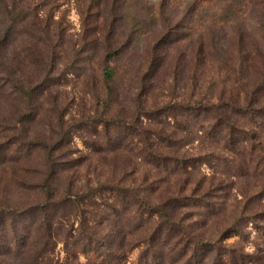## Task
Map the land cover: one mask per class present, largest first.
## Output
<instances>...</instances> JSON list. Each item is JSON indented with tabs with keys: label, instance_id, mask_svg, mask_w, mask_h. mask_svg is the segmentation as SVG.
<instances>
[{
	"label": "rangeland",
	"instance_id": "rangeland-1",
	"mask_svg": "<svg viewBox=\"0 0 264 264\" xmlns=\"http://www.w3.org/2000/svg\"><path fill=\"white\" fill-rule=\"evenodd\" d=\"M32 3L37 7L30 12ZM23 8L38 20L28 16L4 50L0 215L43 203L41 188L47 186L50 170L47 151L28 154L22 146L14 153L5 151L8 139L3 137L15 128L19 141L64 146L54 155L73 164L56 187L69 183L75 192L93 196L100 185L127 186L152 204L194 191L220 208L216 213L179 210L198 222L196 233L215 242L236 225L244 237L224 246L237 250L233 252L246 264H264V182L244 168V156L225 146L224 128L210 135L212 115L203 120L187 109L241 101L244 91L264 80V0H27ZM4 29L0 22V36ZM105 69L114 73L111 91ZM45 81L52 83L50 88L42 86ZM252 123L245 118L238 125L255 131L264 146V116L257 121L262 127ZM131 132L126 142L115 145L117 137ZM143 133L156 154L200 160L157 167L148 162ZM158 133L175 141L163 143ZM105 197L113 201L110 194ZM92 201L83 208L93 213L96 207L98 218L86 214L82 225L76 215L68 226H57L53 252L43 262H35V247L43 246L35 238L16 264H88L79 249L80 231L97 229L103 210L98 199ZM121 224L127 238L120 264H139L145 251L137 244L151 226L129 234L125 220ZM196 254L215 257L207 251Z\"/></svg>",
	"mask_w": 264,
	"mask_h": 264
},
{
	"label": "trees",
	"instance_id": "trees-1",
	"mask_svg": "<svg viewBox=\"0 0 264 264\" xmlns=\"http://www.w3.org/2000/svg\"><path fill=\"white\" fill-rule=\"evenodd\" d=\"M24 1L27 0H0V22L5 26L4 34L0 36V71L6 70L4 50L12 41V36L17 33L19 26L28 19V16L33 15V19L38 20L34 16V12L29 15L28 10L23 8ZM31 6L37 7L32 3L29 10H31ZM113 76L114 73L111 70H104V79L107 84L113 80ZM12 83L16 90L22 91L23 87L13 79ZM51 85V82L45 81L42 86L50 88ZM108 87L110 88L109 84ZM263 97L264 80L250 91H244L241 101H229V103L217 106L198 105V107H187V109L189 115L197 118L202 117L203 120H207V116L212 115L214 121L210 135H214L218 128H224L225 146L236 156H244L242 157L244 168L251 171L255 178L264 182V146L257 140L255 131L246 130L238 125L239 121L245 118L253 122L255 127L259 125L258 118L264 116ZM163 111L165 112V108ZM227 112L229 113L227 114ZM15 130V128L13 131L9 129L8 135L3 137L8 139L7 145H5L6 152L14 153L22 146L28 154L47 151L52 157L47 160L46 164L50 168L46 178L47 186L44 185L45 188H41V191L45 193L43 203H38L22 211L9 210L7 214L0 215V251H3L0 253V264L18 263L25 256L27 247L35 238L39 242H43V246L40 248L35 247L39 251L35 256V262L45 261L47 256L53 252L52 245L54 247V243L52 240L59 236L56 231L57 226H68L76 215H81L82 225L87 224L86 214L92 215L93 220L98 218L96 207L93 213H89L83 208V204L87 203L86 206H88V202L92 201V198L100 201L99 206L103 210L97 219V229L85 227L80 231L81 247L79 249L88 256V264H115V261H119L120 264L122 262L124 241L127 238V229L121 224L123 220L129 228L127 231L129 234L142 233L151 226L149 231L147 230L148 236L141 238L137 244V248L142 246L145 251L139 264H179L180 262H183L182 264H246L242 259H238V255L233 252L237 250L224 246L226 241L232 238L244 237L240 228L236 225L227 228L221 232L215 242H209L196 233L198 222L193 223L194 221L181 216V214L189 215L186 212L179 213V210L189 208H204L214 213L219 212L220 208L217 209V206L207 201L205 196L196 197L193 191L189 195L170 196L163 199L162 202L152 204L148 198L139 193L138 189L127 186L100 185L92 190L93 196L75 192L74 187L69 183L63 189L58 188L55 183L62 182L63 175L72 169L73 164L72 161L62 162L55 157L54 154L57 150L64 146L59 142L50 144L36 140L22 142L17 139ZM132 135L133 132L127 133L123 137H117L115 145L126 142ZM140 135L143 136L142 142L145 149L150 152L147 155L149 156L148 162L157 167L168 169L169 164L172 163L176 166H185L188 163L196 165L200 160L197 158H168L156 154L152 151L154 144L148 142L150 138H146L144 133ZM157 136L162 138L161 141L166 144H172L175 141L163 133H158ZM248 159L249 163H247ZM105 194H110L113 201L109 202ZM89 205L92 204L89 203ZM262 213L264 214V212ZM262 216L264 217V215ZM72 230L73 228L68 232L71 236ZM5 236H7V240L2 241ZM129 249L133 251L135 246L132 248L130 244ZM197 251H207L208 254H214L215 257L209 259L205 255L200 258L201 255L198 256Z\"/></svg>",
	"mask_w": 264,
	"mask_h": 264
}]
</instances>
